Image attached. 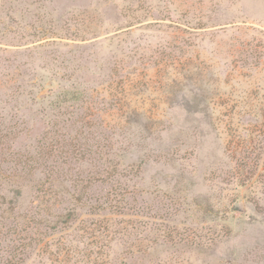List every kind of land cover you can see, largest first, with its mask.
<instances>
[{
    "label": "rangeland",
    "instance_id": "obj_1",
    "mask_svg": "<svg viewBox=\"0 0 264 264\" xmlns=\"http://www.w3.org/2000/svg\"><path fill=\"white\" fill-rule=\"evenodd\" d=\"M0 264H264V0H0Z\"/></svg>",
    "mask_w": 264,
    "mask_h": 264
},
{
    "label": "trees",
    "instance_id": "obj_2",
    "mask_svg": "<svg viewBox=\"0 0 264 264\" xmlns=\"http://www.w3.org/2000/svg\"><path fill=\"white\" fill-rule=\"evenodd\" d=\"M49 183H50V182H49ZM45 184H48V180H45L44 183H41V185H43V188H41V189H45V188H44V185H45ZM38 188H39V187H37V190H39ZM113 201H114V199H113ZM113 204H114V203H113ZM115 205H116V204H115Z\"/></svg>",
    "mask_w": 264,
    "mask_h": 264
}]
</instances>
